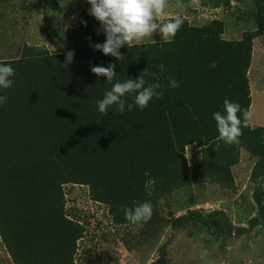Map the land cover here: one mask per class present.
I'll return each mask as SVG.
<instances>
[{
    "label": "trees",
    "instance_id": "1",
    "mask_svg": "<svg viewBox=\"0 0 264 264\" xmlns=\"http://www.w3.org/2000/svg\"><path fill=\"white\" fill-rule=\"evenodd\" d=\"M90 7L66 30L73 63L63 66L65 54L25 58L13 66V86L0 88L8 98L0 106V236L14 264H73L83 231L64 215L63 184L88 185L94 200L126 222L123 207L144 201L150 176L176 187L180 178L205 170L220 140L214 113L224 114L225 99L251 106L247 71L255 35L225 41L221 22L194 27L184 19L170 41L125 45L118 61L90 47L106 40ZM213 62L216 68L209 67ZM110 63L117 73L112 84L91 72ZM145 69V86L159 82L162 97L123 115L115 105L107 115L98 111L107 90ZM168 77L179 87L171 88ZM134 95L123 99L133 103ZM238 115L242 121L243 112ZM241 126L237 149L263 131ZM192 143L204 148L205 161L186 168L182 154ZM170 174L175 180L167 181Z\"/></svg>",
    "mask_w": 264,
    "mask_h": 264
},
{
    "label": "rangeland",
    "instance_id": "2",
    "mask_svg": "<svg viewBox=\"0 0 264 264\" xmlns=\"http://www.w3.org/2000/svg\"><path fill=\"white\" fill-rule=\"evenodd\" d=\"M86 4L0 0V62L13 67L28 57L65 54L66 30L79 25ZM166 11L189 26L221 22L225 41L255 35L247 71L253 116L247 123L263 131L258 139L243 138L238 149L219 140L199 177L190 173L176 187L150 176L143 201L153 209L148 222L118 223L108 204L92 198L88 185L63 184L64 215L83 231L73 264H264V0H168ZM162 42L157 31L134 45ZM203 153L195 143L185 146L186 168L203 164ZM0 264H14L1 236Z\"/></svg>",
    "mask_w": 264,
    "mask_h": 264
},
{
    "label": "clouds",
    "instance_id": "3",
    "mask_svg": "<svg viewBox=\"0 0 264 264\" xmlns=\"http://www.w3.org/2000/svg\"><path fill=\"white\" fill-rule=\"evenodd\" d=\"M91 5L88 12L100 24L96 29L97 34L103 32L106 36L104 43L91 44L97 51L103 52L105 56L115 57L118 61L124 60L125 56L120 49L127 45L131 48L134 44L142 43L146 38H152L157 31L162 35L163 42L168 38L175 37L184 23L180 15L168 17L166 9L168 0H86ZM62 6V5H61ZM87 26V21H81ZM55 26V25H54ZM91 40V37H89ZM74 51L68 50L65 53V62L63 66L67 68L73 63ZM210 68H216L215 62L209 65ZM116 64L110 63L107 67L98 65L92 66L91 72L97 77H106V82L112 84L117 76L115 71ZM161 72L164 66L160 65ZM139 78H129L125 82L115 83L110 90H107L103 99L97 101L98 111L104 115L108 114L111 106H116V111L123 115L125 111L131 112L134 107L141 110L146 108L149 102L156 97L159 99L164 95L163 91H157L161 88L159 82L146 85L144 73ZM15 75L14 68L9 64L0 62V88L9 89L13 86ZM171 88H178L179 82L168 77ZM133 93V103H127L123 97L126 94ZM7 96L0 95V106L7 101ZM225 112L214 113V119L219 133L218 139L228 145L239 144L240 137L243 134L242 121L239 113L243 112L244 127L248 126L253 113L250 109H242L238 102H232L229 99L224 100ZM133 207H123L125 219L132 224L148 222L152 217V205L149 202L133 201Z\"/></svg>",
    "mask_w": 264,
    "mask_h": 264
}]
</instances>
